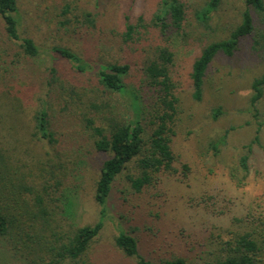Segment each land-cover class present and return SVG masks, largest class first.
<instances>
[{
  "label": "trees",
  "instance_id": "16d2710c",
  "mask_svg": "<svg viewBox=\"0 0 264 264\" xmlns=\"http://www.w3.org/2000/svg\"><path fill=\"white\" fill-rule=\"evenodd\" d=\"M40 1L45 5L48 30L57 25L72 39L86 37L82 31L89 35V31L97 32L92 46L102 48L108 35L115 33L118 52L128 50L133 58L144 51L137 85L127 82L131 66L114 59L105 61L101 48L98 62L86 61L69 47L49 49L59 59L66 60L75 73H92L86 87L69 85L54 66L46 80L54 96L59 95L64 110L74 107L79 112L82 129L78 131L89 138L93 153L105 156L93 184V199L102 209L101 216L107 212L108 199L120 178L126 191L121 193H128L135 200L144 198L145 205L152 207L165 184L186 180L191 174L188 164L174 150L180 122L175 49L178 45L189 47L190 40L195 39L188 24L190 17L212 33L210 20L223 0H207L192 12L182 0H159L157 11L149 18L125 13L119 27L110 15L111 0H93L94 9L90 10L82 8L79 0ZM243 3L245 9L240 20L228 29L227 36L204 44L192 62L188 83L196 102L203 101V81L217 55L232 58L240 51L241 44L249 40L253 57L264 59V0H243ZM20 4L21 0H0L1 76H10L17 64L24 67L26 62H36L41 56L35 41L20 32L25 16ZM139 46L145 48L139 50ZM6 89L10 92L11 88ZM250 91L248 107L255 120V133L238 159L235 177L239 181L249 175L253 146L261 148L258 107L264 100V71L252 79ZM113 95L124 101H113ZM16 100L22 112L19 116L31 126V139L42 144L44 155L28 163L0 142V264H10L13 257L18 258L17 264H86L85 257L103 228V220L81 227H74L70 221L75 217L77 194L84 182L80 159L63 147L65 134L58 135L49 121L53 104L40 101L39 106L30 108L25 97ZM219 115V110H215L212 118ZM227 136L228 131L220 140L211 141L210 148L218 153ZM56 217L68 230L61 224L58 226ZM230 223L229 228L220 229L217 235L203 238L200 252L185 243L180 252L158 262L141 255L139 241L130 233L119 231L114 244L136 264H192L190 258L202 259V256L207 259L206 264H264V207L260 211L248 210L240 217L233 216Z\"/></svg>",
  "mask_w": 264,
  "mask_h": 264
},
{
  "label": "rangeland",
  "instance_id": "374dc122",
  "mask_svg": "<svg viewBox=\"0 0 264 264\" xmlns=\"http://www.w3.org/2000/svg\"><path fill=\"white\" fill-rule=\"evenodd\" d=\"M158 1L111 0L110 15L114 16L119 27L125 13L132 17L143 15L149 18L157 11ZM182 1L192 12L207 0ZM79 2L84 9H94L93 0ZM44 7L40 0H21L20 9L25 16L21 21L20 32L23 37L35 41L41 49V56L36 62H26L24 67L17 64L16 68L11 69L10 76L0 75V142L6 143L8 148L15 150L13 154L28 163L42 159L44 147L31 139V126L29 128L19 116L22 112L16 98L25 97V103L30 108L39 106L40 101L53 104L49 121L58 135L65 134L62 145L71 155L80 159V172L84 173V182L76 198L75 217L70 221L74 227H81L103 220V228L85 257L86 264H136L116 249L114 239L119 231L135 236L139 241L141 255L152 262L180 252L185 243L200 252L199 245L203 238L205 240L210 234L217 235L220 229L229 228L232 225L230 218L243 216L248 210L260 211L264 207V100L258 107L259 122L262 124L259 135L261 148L253 146L249 161L251 168L245 180L239 181L235 177L238 159L246 151L244 147L251 143L255 133V120L248 107L250 83L263 73L264 59L258 55L253 57L248 40L241 44L240 51L234 57L217 55L214 58L203 81V101L192 99L188 83L192 62L204 44L224 39L228 29L240 20V13L245 9L243 0L222 1L210 20L212 33L198 26L194 18L190 17L188 24L193 32L192 38L195 39L190 40L191 46L184 48L178 45L175 49L180 122L174 138V150L182 162L188 164L191 174L186 180H172L165 184L152 207L145 205L144 198L135 200L128 193H121L125 187L120 178L108 199L104 217L101 216L102 209L94 202L93 184L105 156L93 153L89 138L78 131L82 129L79 112L74 107L64 110L59 95L54 96L46 80L48 71L54 66L59 70L58 75L61 74L69 85L86 87L92 73H75L66 60L59 59L49 49L54 46L69 47L89 62L101 60L102 49L101 55L105 61L114 59L131 66L127 82L135 85L138 83V66L144 51L133 58L129 57L131 54L128 50L118 52L119 42L115 33L108 35L107 44L102 48L92 46L96 43L94 37H98L97 32L89 31V35L82 31L88 38L79 36L72 39L59 30L57 25L48 30ZM253 17L258 23L256 15L253 14ZM1 31L0 21V37ZM138 48L142 50L145 47ZM93 66L97 69V65ZM6 87L11 88L10 92ZM112 99L124 101L117 95H113ZM215 110L220 112L217 119L212 118ZM227 131L228 136L222 146L218 147L219 152L212 150L210 142L220 140ZM222 212L224 214L221 215ZM55 220L60 227L59 217ZM63 227L65 231L68 230ZM17 260L13 257L10 264H17ZM190 260L192 264H206L207 261L204 256L202 259L195 257Z\"/></svg>",
  "mask_w": 264,
  "mask_h": 264
}]
</instances>
